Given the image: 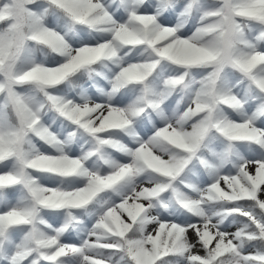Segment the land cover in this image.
<instances>
[{"label":"snow or ice","instance_id":"1","mask_svg":"<svg viewBox=\"0 0 264 264\" xmlns=\"http://www.w3.org/2000/svg\"><path fill=\"white\" fill-rule=\"evenodd\" d=\"M0 264H264V0H0Z\"/></svg>","mask_w":264,"mask_h":264}]
</instances>
